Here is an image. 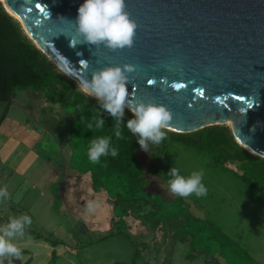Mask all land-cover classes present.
I'll list each match as a JSON object with an SVG mask.
<instances>
[{"label": "rangeland", "instance_id": "1", "mask_svg": "<svg viewBox=\"0 0 264 264\" xmlns=\"http://www.w3.org/2000/svg\"><path fill=\"white\" fill-rule=\"evenodd\" d=\"M26 120L28 134L16 125ZM34 121L45 129L39 136ZM71 124L66 112L30 91L0 102V187L9 194L0 199V226L20 215L32 221L23 237L13 238L25 252L12 264H52L53 250L55 264H264V198L234 173L236 165L214 166L210 155L186 142L149 144L148 153H138L149 203L120 204L129 209L121 218L113 198L91 185L92 162L71 149ZM17 148L19 156L28 151L25 160L7 154ZM173 166L185 176L202 170L207 194H171L165 174Z\"/></svg>", "mask_w": 264, "mask_h": 264}, {"label": "water", "instance_id": "2", "mask_svg": "<svg viewBox=\"0 0 264 264\" xmlns=\"http://www.w3.org/2000/svg\"><path fill=\"white\" fill-rule=\"evenodd\" d=\"M0 3L77 85L106 66L133 65L130 99L170 109L166 130L228 125L264 158V0H125L137 28L133 45L115 51L81 43L74 20L83 0Z\"/></svg>", "mask_w": 264, "mask_h": 264}, {"label": "trees", "instance_id": "3", "mask_svg": "<svg viewBox=\"0 0 264 264\" xmlns=\"http://www.w3.org/2000/svg\"><path fill=\"white\" fill-rule=\"evenodd\" d=\"M17 91H30L40 95L50 106H57L66 112L72 120L70 127L71 149L88 159L87 150L91 139L98 136H111V146L118 151L116 157L102 156L99 162L89 165L93 187L105 190L117 206H131L137 203L148 204L145 195L149 185L146 169L140 164L139 145L136 137L121 125L122 138L115 137V120L102 109L95 98L86 95L77 84L60 71L54 63L27 37L20 23L11 17L0 3V102L11 104ZM102 115L105 126L102 129H89L88 123ZM125 109L124 120L131 118ZM168 141L186 142L200 152L211 156L214 166L227 168L236 165L234 172L247 188L264 198V158L258 157L241 147L227 125L210 126L192 133H177L166 130ZM89 160V159H88ZM158 167L149 166V172L156 175ZM116 209V206H115ZM121 218L129 216V209L117 207ZM113 234L100 236L97 242L104 241ZM41 239V235H36ZM47 241L49 239L46 238ZM58 242H52L57 245ZM95 242L91 243L94 244ZM25 251H21L24 253ZM58 255L51 254V263L55 264ZM31 259L25 264H30ZM121 264V263H117Z\"/></svg>", "mask_w": 264, "mask_h": 264}, {"label": "clouds", "instance_id": "4", "mask_svg": "<svg viewBox=\"0 0 264 264\" xmlns=\"http://www.w3.org/2000/svg\"><path fill=\"white\" fill-rule=\"evenodd\" d=\"M74 22L84 45H103L110 51L130 48L133 45L137 25L125 10V0H83L77 9ZM133 71V65L106 66L93 71L91 78L81 81L77 87L86 95L95 98L98 109L114 118L112 130L115 137L122 138L123 125L136 137L140 149L148 153L149 144L158 145L166 138V129L173 117L171 110L163 104L130 99L127 73ZM154 82L149 81L150 84ZM177 85L178 83H173L171 87L179 89ZM125 109L132 114L126 121ZM104 126L102 115L87 125L89 129H102ZM111 140L112 137L106 135L91 139L87 150L88 159L96 163L102 156L116 157L118 151L111 146ZM165 175L168 177V191L173 195L188 197L194 194L201 197L207 194V188L202 182V170L192 171L185 176L173 166ZM8 195L7 189L0 187V199H7ZM91 207L90 204L89 208ZM31 222L30 216L20 215L9 218L5 225L0 226V258L7 259L8 264H12V259L21 255V249L13 243V238L23 237L25 227ZM0 264H3V259H0Z\"/></svg>", "mask_w": 264, "mask_h": 264}, {"label": "crops", "instance_id": "5", "mask_svg": "<svg viewBox=\"0 0 264 264\" xmlns=\"http://www.w3.org/2000/svg\"><path fill=\"white\" fill-rule=\"evenodd\" d=\"M33 103L34 102H32V105H33ZM27 121H29V120H26V121H22V122H20V124H18V122L16 123V125H18L21 129H20V132L22 133V131H23V133L24 134H28V132H27V128H26V126L28 125V123H27ZM34 126V128H32V130H33V134L36 136H39V134H42V133H44V131H45V129L44 128H42L41 126H38V124H35V121H34V124H33ZM12 136H13V134H12ZM13 138H15V137H13ZM1 140H3V139H1ZM5 142V141H4ZM20 148V147H19ZM19 148H17V149H13V150H8V153L7 154H9L10 156H12L13 157V159L16 157H18L17 159H18V161H21V160H25L24 158V155H27V152H22V155L23 156H19ZM14 151V152H13ZM17 163V162H16ZM18 165V164H17ZM75 178H76V176H75ZM77 178H81V177H77ZM85 179V178H84ZM91 185H92V181H91ZM157 228H159V226L157 227Z\"/></svg>", "mask_w": 264, "mask_h": 264}, {"label": "snow or ice", "instance_id": "6", "mask_svg": "<svg viewBox=\"0 0 264 264\" xmlns=\"http://www.w3.org/2000/svg\"><path fill=\"white\" fill-rule=\"evenodd\" d=\"M177 87H182V85L178 84Z\"/></svg>", "mask_w": 264, "mask_h": 264}, {"label": "bare ground", "instance_id": "7", "mask_svg": "<svg viewBox=\"0 0 264 264\" xmlns=\"http://www.w3.org/2000/svg\"><path fill=\"white\" fill-rule=\"evenodd\" d=\"M15 18H17V17H15Z\"/></svg>", "mask_w": 264, "mask_h": 264}]
</instances>
